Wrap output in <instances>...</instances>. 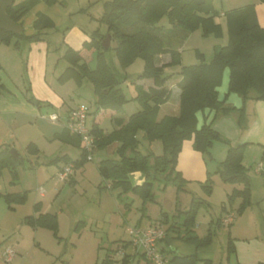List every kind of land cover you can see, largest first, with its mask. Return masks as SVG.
I'll list each match as a JSON object with an SVG mask.
<instances>
[{
	"label": "trees",
	"instance_id": "16d2710c",
	"mask_svg": "<svg viewBox=\"0 0 264 264\" xmlns=\"http://www.w3.org/2000/svg\"><path fill=\"white\" fill-rule=\"evenodd\" d=\"M39 1L22 0L19 3H13L6 12L11 20L22 26V17ZM43 1L47 4L56 2V0ZM259 1L264 2V0ZM217 15L219 13L214 9L212 0H103L102 13L98 20L106 25V33L99 30L93 31L90 34V40L84 41L81 49L76 50L68 46L62 56L67 66L58 76V81L63 83L73 79L78 85L88 81L94 95L93 118L89 124L87 123L89 132L93 136V148L88 153L82 146L79 157L71 162L76 168L82 165L92 152L116 144L114 152L117 157H104L97 164L98 173L102 178L99 187L116 189L118 201L127 208L132 204V200L129 201L126 197L122 199V195L129 192L144 202L154 199L155 185L165 189L169 183H172L176 186L177 192L186 190L187 180L176 168L184 140L191 139L193 149L208 156H210L209 150L213 141L222 140L228 143L210 123L197 127L196 113L198 111L208 108L215 112L229 113L236 110L239 121L242 123L244 107L235 108L225 104L227 94L237 93L243 102L249 98L264 100V27L259 24L255 6L252 3L237 6L223 13L226 20L227 42L225 45L214 47L213 56L209 61L205 60L203 53L198 52L197 62L181 65L175 72H164L165 67L181 63L178 49L180 45H175V41H183L197 28H200L204 35L211 32L216 35L221 34V25L215 21ZM164 16L167 17L170 28L159 23ZM33 25L36 32L31 35H25L23 28L20 33L0 30V42L7 45L13 42V45L18 46L21 40L28 42L41 40L43 35L41 30L44 27H53V24L42 26L40 16ZM107 34H110V41H115L113 50L122 67L129 66L137 58H141L144 62L142 71L130 80L135 90V95L131 99L138 102L139 108L127 118L118 115L129 99L123 93L121 81L106 61L105 52L110 48V44L107 48L101 44ZM83 49H92L95 52L94 68H91L83 59L81 55ZM161 54H169L170 59L164 64L157 65L155 59ZM226 68L229 71L227 91L223 99H219L217 88L221 84ZM175 75L179 77L176 82L180 90L179 112L176 115L159 116L160 105L171 97V88L166 85V82ZM143 79L151 80V84L145 86L138 82ZM2 86L0 78V89ZM92 113L89 108L87 121ZM103 115L110 117L115 124L110 131H105L100 126L98 117L102 118ZM139 131L144 132L143 138L148 143L159 140L161 152L155 153L150 148H147L145 152L139 150L140 140L137 137ZM55 135L64 142L78 146L82 142L78 134H71L66 128ZM245 145L246 143L234 145L228 143L226 156L215 170L223 182L243 185L241 189L233 188L227 196L229 204L233 203L235 198H241L237 208L238 213L243 212L250 203L249 176L247 169L241 163ZM9 148L10 146L7 145L0 147V176L2 171L7 169L10 174V183H15L18 178V167L23 163L24 157L14 158ZM27 151L31 155L37 152L33 142L28 143ZM59 158L57 156L51 162H56ZM61 158L64 159V163L69 162L65 156ZM29 162L32 165L30 160ZM36 162L35 164H38ZM135 172H139L142 177L139 184L133 181ZM103 182H105L104 185H102ZM210 182L209 174L201 184L206 192L211 191ZM25 195V192L2 194L10 208L11 204L23 202ZM203 204L202 199L192 195L187 207L176 209L175 217L177 218L169 226V230H172L178 239L192 243L197 248L210 244L214 234L210 228L204 235L195 233L196 214ZM38 205L39 202L34 206L38 207ZM221 210L226 211L225 205L221 206ZM24 220L31 226L43 225L56 231L55 214L45 213L38 216L31 214ZM164 222H167L166 214L157 224L161 225ZM221 224L224 223L221 217H218L216 225ZM166 233L159 243L166 241ZM127 244H131V241L123 242L121 247ZM120 249V247L107 249L104 257L95 264H127L129 254H124L120 260L114 257ZM227 249L228 253L234 250L231 237H228ZM135 250L138 251L136 248ZM167 251L163 246L160 247L161 253L170 255V257L167 256L168 264H196L199 261L195 253L182 254L175 248H168ZM138 254L144 257L142 251ZM202 262L211 264L210 259H203Z\"/></svg>",
	"mask_w": 264,
	"mask_h": 264
},
{
	"label": "rangeland",
	"instance_id": "374dc122",
	"mask_svg": "<svg viewBox=\"0 0 264 264\" xmlns=\"http://www.w3.org/2000/svg\"><path fill=\"white\" fill-rule=\"evenodd\" d=\"M254 1L212 0L214 9L219 13V15L215 16V21L222 25L221 34L216 35L211 32L204 35L201 29L197 28L190 32L183 41H175V45H181V63L180 65L165 67L164 72H175L180 69L181 65L197 62L198 52L203 53L205 60L209 61L213 56L214 47L225 45L227 42L226 20L222 14L232 8L250 4ZM101 13L102 11L96 13L99 14L98 18ZM98 18L92 19L89 17L85 22L86 24L100 23ZM261 20L263 22V17H261ZM159 23L166 28L171 27L166 16L162 17ZM103 29L104 31L102 32L106 33L104 24ZM61 36L60 34L57 35L59 39L58 41L55 40L58 43L56 45H63L60 40ZM109 44L110 48L105 52L106 61L113 68L116 77L121 81L120 86L123 93L129 99L125 103L123 111L118 113V115L126 118L139 108L138 102L131 99L133 88L129 81L142 71L144 62L141 58H137L129 66L122 67L113 50L115 41L111 40ZM25 54V51L21 53L20 66L18 68L17 66L11 67L8 63H5L6 70L9 76L21 80L23 83L22 87H24V91H27L31 102L38 101L36 97L37 94L43 92L42 87L45 90L49 88V79L52 75L55 77L54 79L57 76L58 81V76L66 62L64 60L59 62L57 67L53 68L55 70L54 73L51 71L52 67H48L45 73L46 81L48 82L41 85V89L34 84L35 89H33L30 73L28 69H25L27 67ZM159 59L156 58L158 63ZM87 61L89 66L94 68L96 63L95 53L91 54ZM17 71L19 72L18 75ZM172 80L170 79L168 84H171ZM71 82L64 84L62 91L65 93L68 90L73 102L85 103L92 113L94 110V95L91 90V84L88 81H84L77 93L76 88H70L74 87ZM223 87L224 81L220 86V90ZM52 89H55L53 85ZM13 97L16 98L15 95ZM39 105L37 116L42 114L47 116L51 112L58 113L56 105H52L48 101L39 100ZM37 116H19L18 123H14L10 127L6 124L0 126V147L10 146V148L16 149L24 157L23 163L18 167V178L15 183H10V174L7 169H4L0 176V264H95L96 261L104 257L107 249L119 248L123 242L131 240V236L126 231L127 226L139 223L141 228H146L150 223L158 222L164 214L167 215V222L161 223V226L167 232L166 241L168 248H175L173 243L175 240L195 247L192 243L178 239L176 234L169 230V226L177 218L175 217L177 214L176 209H184L192 195L204 201L203 211L210 217L208 222H199L195 232H203L202 235H204L209 228L213 231L212 241L207 245L208 247L212 246L211 251L214 253L213 263L211 262V264H228L225 251L227 249L228 226L230 223L216 225L217 218L221 217L222 219L232 215V221L239 219V217L250 221L254 219L252 216L251 218L248 217L253 215L249 212V209L244 212L243 216L241 215L242 212H237L241 201L240 197L235 198L233 203H228L227 196L233 188L228 191L229 193L223 191V181L219 174L215 172L216 169L211 170L209 168L211 171L207 173L216 174L215 183L213 179L210 182V192H206L201 183L196 180H187L185 184L186 191L180 190L178 192L176 186L172 183H169L165 189L155 185L153 188V200L142 202L138 196L130 192L122 195V199L126 197L129 201L132 200V204L127 208L117 200L116 193L118 191L116 189L110 190L106 187H99V182L102 181V178L98 173L97 164L104 157L116 158V153L109 152L108 148L102 151L96 150L92 152L90 159L74 168L75 172L73 171L74 175L71 182L58 181L56 176L58 169L78 158L82 146L64 142L56 135H53L54 132L59 131V123L51 122L45 117L40 119ZM92 118L93 113L88 117V124ZM3 119L10 123L13 120V116L4 115ZM101 126L106 131H110L114 125L107 115H103ZM143 135V131L137 133V137L140 140L139 150L145 152L147 148H150L154 152L160 153L162 149L160 141L155 140L148 143L143 138ZM29 142L35 144L37 148L35 154L31 155L28 153L27 145ZM57 156L60 158L56 162H51ZM62 156H65L69 162L64 163ZM211 156V154L210 156L208 154L204 155L207 163L212 160ZM35 161L38 164H35ZM247 174L251 183V192L250 203L246 208L264 207L261 176L256 174L253 168L247 170ZM251 176H256L254 183L251 181ZM104 184L105 182L102 185ZM226 187H230V185ZM41 188L43 189L42 195H40ZM7 192H25V199L21 203L11 204L12 207L10 208L2 196V194ZM36 202H39L38 207L34 206ZM222 205H225L226 211L221 210ZM255 210L256 208L253 209V211ZM45 213L56 215V231L43 225L31 226L24 220L28 215L38 216ZM258 221L263 225L262 228L264 230V218L260 214H258ZM207 246L204 247L208 248ZM8 247H11L14 251V256L10 260H7L5 255ZM123 249L115 253L114 257L116 260H120L123 254L126 253L131 255L127 264H145L142 258L135 256L137 252L141 253L142 249L138 248V251H136L131 244L123 247ZM167 256L170 257L169 254ZM229 261L234 264L235 258L233 255Z\"/></svg>",
	"mask_w": 264,
	"mask_h": 264
},
{
	"label": "crops",
	"instance_id": "0c3cea01",
	"mask_svg": "<svg viewBox=\"0 0 264 264\" xmlns=\"http://www.w3.org/2000/svg\"><path fill=\"white\" fill-rule=\"evenodd\" d=\"M21 1L22 0H14L13 3H19ZM102 1L103 0H56V2L53 4H47L45 1L40 0L34 6H32V8L22 17L21 23L25 35H31L36 32V28L34 27L33 23L38 16H40V24L42 26L53 24V27H44L41 30V32L44 34L42 35V39L32 42L21 40L18 46L13 45V42L8 45L0 43V78L1 83L3 84L2 88L0 89V126L2 124H6L10 127L12 124L18 123L19 116H37L39 112L38 107H40L39 100H45L52 105H56L58 113L51 112L47 114V116H45V114H42L37 117H40V119L45 117L51 122L59 123L58 125H60V129L59 131L54 132L53 135L60 133L64 128L67 129V115L71 109H73L80 103L73 102L71 100L72 98L69 96L68 90H66L67 92L64 93L62 91V87L64 86V84L72 81L71 83L74 84V87L72 86L70 88H76L78 93V89L83 85V83L81 85H78L74 82L73 79L67 80L66 82L62 83L57 81V76L56 79H54L55 77L52 75L49 79V88L45 90L42 87L43 92L37 94L36 97L38 100L37 103H33L29 100L27 91H24V87H22L23 83L21 82V80L14 79L12 76L8 75L5 63H8V65L11 67L17 66L18 68V66H20L19 62L21 53L25 51V60L27 63V67H25V69H28L30 73V79L31 82H33V89H35L34 84L41 89V85H44L46 82H48L46 81L45 77L47 68L52 67V73L55 72L53 68H56L59 62H62V60H64L62 56L68 46L76 50L81 49L82 43L84 41L90 40V34L93 31H104L103 23H101L100 21V23L96 22L94 24H86L85 22L89 17H91L92 19L98 18L99 14L96 13L102 11ZM252 4H254L255 6L259 24L264 27V2L255 0L254 2H252ZM261 17H263V22L261 20ZM219 24L221 25V23ZM58 34L62 35L60 40L63 45H56L58 43H56L55 40L58 41ZM180 47L181 45L178 47L179 51L181 50ZM94 53L95 52L92 49L81 50V55L86 62H88L87 59L91 57V54ZM156 58H161L159 59V63L155 59L157 65L164 64L170 59L169 54H161ZM66 66L67 62L62 67L61 72ZM18 74L19 72L17 71V75ZM228 76L229 71L226 68L223 72L221 81V84L224 81V87L222 88V90H220V84V86H218L217 88L219 99H223L227 91ZM170 79L173 80L171 84H168V81ZM170 79L167 80L166 85L171 88V97L168 101L160 105L158 112L159 116H163L165 114L176 115L179 112L180 90L176 84L179 77L175 75ZM129 82L133 88V97L135 95L134 85L131 83V81ZM138 82L143 83L145 86L151 84V80L149 79H143ZM52 85L55 89H52ZM73 91L75 92V90ZM13 95H15L16 98H14ZM225 104L233 106L235 108L244 107V118L242 120V123L239 121V114L236 110L229 113H221L206 108L196 113L197 127L199 128L204 123H210L211 126L215 130H217L221 137L227 140L229 144L234 145L237 143H246L243 149L241 163L247 170L253 168L254 172L261 176L262 195H264V100L249 98L245 102H243L241 96H239L237 93L230 92L226 96ZM53 113L58 115V119L52 120L49 118V115ZM4 115L13 116V120L9 123L7 120L3 119ZM98 119L101 126L102 118L98 117ZM112 124L115 125L113 121ZM228 143H225L222 140L213 141L209 150L210 154L212 155V160L207 163L204 154L193 149L192 140H184L182 143L181 151L178 155L176 168L181 172L182 177L185 180H196L198 181V183L202 184L209 175L207 173L211 170H215L219 162L224 160L228 149ZM115 147L116 144H111L105 149L108 148L109 152H114ZM102 150L104 149H100L99 151ZM259 163L261 164V168L257 170V166ZM74 172L66 181L71 182L73 180ZM254 178H256V176H251L252 183H254ZM210 179H213L215 183L216 174H210ZM133 181L135 184L141 183L142 177L139 172L133 173ZM227 185H230V187H226ZM223 186V191L225 193H229L228 191H231V189L234 187L238 189L243 187V185L240 183L229 184L224 182ZM42 194L43 189L41 188L40 195ZM190 200L191 198L188 200L185 207H187ZM203 207L204 204L197 211L195 231L196 227L199 226V222H208L210 220L209 215L204 213ZM255 208L256 210L253 211V209ZM247 209H249V212L253 214L249 215L248 217L251 218L252 216L254 220H243L241 217H239V219L237 220H231L232 222H230V225L228 226V237L232 238L234 245V250L232 253H228V249H226L225 251V256L227 258L228 264H232L231 261H229L232 255L235 258L234 264L236 262H238L239 264H258L260 262L264 263V230L262 228L263 225L258 221V214H260V216L264 218V207H247L242 212V216ZM158 222L150 223L149 225H154ZM135 225L139 226L140 224L138 223ZM202 233L203 232L196 234L202 235ZM173 243L175 245V248L178 249V252L182 254H197L199 261L196 264H203L202 260L208 258H210L212 262L214 258V253L211 251V245L209 247L207 246L208 248H197L196 246L193 247L178 240L173 241ZM159 246H163L165 251L168 252L167 241L161 242ZM120 248L124 250L123 247ZM137 253L135 256H139L140 258H142L145 264L151 263L147 261L145 257L140 256L139 254L137 255Z\"/></svg>",
	"mask_w": 264,
	"mask_h": 264
},
{
	"label": "built area",
	"instance_id": "2783aa9c",
	"mask_svg": "<svg viewBox=\"0 0 264 264\" xmlns=\"http://www.w3.org/2000/svg\"><path fill=\"white\" fill-rule=\"evenodd\" d=\"M89 107L85 103H80L71 109L67 115L66 127L71 134H78L82 141L83 149L90 153L93 148V136L89 132L87 126V113ZM52 120L58 119L57 114L49 115ZM91 158L90 155L87 156ZM261 168L259 163L257 170ZM74 171L73 163H67L57 172L58 181L64 182ZM232 220V215L222 218V223L228 224ZM131 236V244L136 248L142 249L144 257L152 264H168V257L160 252L159 242L165 237V231L161 225H149L146 228H141L138 225L128 226L126 228ZM6 259L10 260L14 256V251L8 247L5 251Z\"/></svg>",
	"mask_w": 264,
	"mask_h": 264
},
{
	"label": "water",
	"instance_id": "95a60500",
	"mask_svg": "<svg viewBox=\"0 0 264 264\" xmlns=\"http://www.w3.org/2000/svg\"><path fill=\"white\" fill-rule=\"evenodd\" d=\"M13 2L14 0H0V30L4 29L7 31L20 33L22 31V26L11 20L6 12L7 8L11 6ZM109 43L110 34H107L102 40L101 44L104 48H107ZM33 103H37V101H33ZM9 151L10 154L16 159H20L22 157V155L14 148H9Z\"/></svg>",
	"mask_w": 264,
	"mask_h": 264
}]
</instances>
